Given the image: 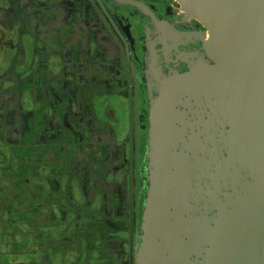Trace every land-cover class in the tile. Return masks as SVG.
I'll use <instances>...</instances> for the list:
<instances>
[{
    "label": "flooded vegetation",
    "instance_id": "obj_1",
    "mask_svg": "<svg viewBox=\"0 0 264 264\" xmlns=\"http://www.w3.org/2000/svg\"><path fill=\"white\" fill-rule=\"evenodd\" d=\"M175 1L0 0V207L17 206L11 221L24 212L37 231L64 224L38 233L49 262L57 250L77 251L74 264H135L145 52L155 44L163 71L183 72L200 49L190 36L203 28Z\"/></svg>",
    "mask_w": 264,
    "mask_h": 264
},
{
    "label": "water",
    "instance_id": "obj_2",
    "mask_svg": "<svg viewBox=\"0 0 264 264\" xmlns=\"http://www.w3.org/2000/svg\"><path fill=\"white\" fill-rule=\"evenodd\" d=\"M175 2L203 28L190 36L200 49L183 72H164L155 44L145 52L135 264H264V0Z\"/></svg>",
    "mask_w": 264,
    "mask_h": 264
},
{
    "label": "rangeland",
    "instance_id": "obj_3",
    "mask_svg": "<svg viewBox=\"0 0 264 264\" xmlns=\"http://www.w3.org/2000/svg\"><path fill=\"white\" fill-rule=\"evenodd\" d=\"M7 202L8 204H10L11 201ZM13 204L17 205L16 202H13ZM7 208L10 207H0V253H5V264H28L29 260L30 264H74L75 261H78L80 256L77 251H69L68 253L59 255L56 254L58 253V251L56 250L52 254L50 262L46 259L44 250L46 243L43 240L39 239L38 233L40 232V229L47 230L51 233L52 231L60 233L62 231V228L64 227V224L54 225L56 229H51L50 226L42 224L41 226H39V230L37 231L39 224L30 223L31 218L29 219L27 214L23 212L20 235H16L15 238L7 236L3 231V226L5 224H10V222H12L11 220H13L12 215L6 212ZM17 208V206H13L10 208V210H12L13 212L19 211V208ZM21 211H23V209ZM61 246L62 245H58L56 246V248L61 249ZM13 249L14 252L11 253ZM94 256V259L99 258L98 253H95Z\"/></svg>",
    "mask_w": 264,
    "mask_h": 264
},
{
    "label": "trees",
    "instance_id": "obj_4",
    "mask_svg": "<svg viewBox=\"0 0 264 264\" xmlns=\"http://www.w3.org/2000/svg\"><path fill=\"white\" fill-rule=\"evenodd\" d=\"M20 226L21 225H19L17 223L10 222V224H5L3 226V231L6 233L7 236H11V237L15 238L16 235L19 236L21 233V227ZM25 247H27V246H25ZM12 252H14V249H13V251H11V253ZM28 256H29V254H28ZM4 258H5V253L1 252L0 253V264H5ZM29 258H30V256H29ZM28 264H30V260H29Z\"/></svg>",
    "mask_w": 264,
    "mask_h": 264
}]
</instances>
